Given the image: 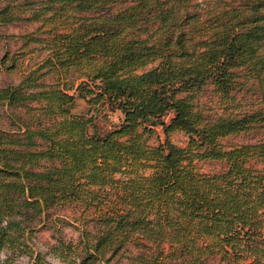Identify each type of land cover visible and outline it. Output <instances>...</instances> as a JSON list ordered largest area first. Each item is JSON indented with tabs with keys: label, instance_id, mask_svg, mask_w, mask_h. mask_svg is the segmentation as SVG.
<instances>
[{
	"label": "trees",
	"instance_id": "16d2710c",
	"mask_svg": "<svg viewBox=\"0 0 264 264\" xmlns=\"http://www.w3.org/2000/svg\"><path fill=\"white\" fill-rule=\"evenodd\" d=\"M21 8L0 0V23ZM24 19L45 54L0 86V251L29 248L37 218L76 203V240L54 238L63 264H264V135L222 142L264 128V0H44ZM248 83L251 103L237 96ZM102 107L119 123L101 127ZM206 159L225 166L197 170Z\"/></svg>",
	"mask_w": 264,
	"mask_h": 264
},
{
	"label": "rangeland",
	"instance_id": "374dc122",
	"mask_svg": "<svg viewBox=\"0 0 264 264\" xmlns=\"http://www.w3.org/2000/svg\"><path fill=\"white\" fill-rule=\"evenodd\" d=\"M44 0H17L23 7L21 10L25 12L21 14V19L11 22L0 23V86L7 83L17 82L22 72L29 69H34L41 62L45 54L43 50L42 37L46 36L44 28L36 31L39 23L24 19L28 16L30 10L38 8ZM117 5L124 4L129 0H115ZM31 38V39H29ZM43 69H41L42 71ZM39 72V71H38ZM37 72V73H38ZM36 73V74H37ZM80 76L78 72H73L70 80L78 82L79 79L75 77ZM53 77L50 75H43L39 82L49 83L53 82ZM78 80V81H77ZM258 89L250 83L246 84L244 88L237 94L242 102L251 103L256 96L260 93ZM200 100L210 106V110L216 109V98L212 95L209 89H206ZM75 111L84 112L86 104L81 99H76ZM11 109L8 111L10 112ZM0 111V119L6 120ZM98 122L101 127H111L119 123L121 113L117 109L110 110L102 107L97 114ZM1 121V120H0ZM4 122V121H3ZM154 132L146 135V143L149 145L156 144L158 140L163 138V134L158 125H155ZM264 135V128L255 126L254 128L229 135L222 139L226 145H233L244 142H254L262 138ZM169 140L177 146H185L187 142L186 134L181 130H174L168 134ZM195 168L202 172L219 171L224 168V162L219 160H194ZM81 206L76 203L66 204L63 207L54 208L51 206L48 213L42 215L39 219L35 220V228L29 235L28 244L29 248L14 247L3 248L0 251V257L6 258L7 264H32L35 253L40 255L41 261L38 264H63L58 257L54 255V242L55 236L60 235L64 240H76L77 230L74 226L83 224V217L81 214ZM54 215H58L63 221L54 223ZM87 223V222H86ZM90 222L88 223V225ZM87 225V224H86ZM134 250L132 247L128 251ZM126 251V253H128ZM204 264H224L218 255H210L207 257Z\"/></svg>",
	"mask_w": 264,
	"mask_h": 264
}]
</instances>
